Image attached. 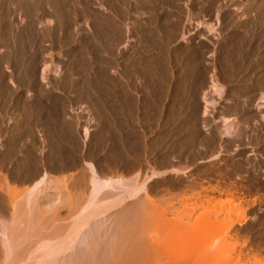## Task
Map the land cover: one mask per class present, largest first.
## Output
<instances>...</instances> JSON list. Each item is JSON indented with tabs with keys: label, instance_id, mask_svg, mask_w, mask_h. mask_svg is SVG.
<instances>
[{
	"label": "rangeland",
	"instance_id": "374dc122",
	"mask_svg": "<svg viewBox=\"0 0 264 264\" xmlns=\"http://www.w3.org/2000/svg\"><path fill=\"white\" fill-rule=\"evenodd\" d=\"M43 1L0 0V179L2 178L3 180V177H7L10 183L16 184L19 188L17 190H20V192L18 191L17 193L16 191L15 195H12L14 196V201L21 200L26 187L34 181V178L29 180L26 177L32 171V167L38 165L41 157L44 161H47L48 171L58 177L61 174L68 175L70 176L69 178L67 176L68 181L72 183L86 170L87 162L93 163L100 172H104V169L108 166H114L119 161L118 158L126 149L141 147L143 138H146L149 143L160 137L162 141L163 139L165 140L163 141L164 143L160 144L156 152V156H158L163 153L169 140L178 138L184 133L182 128L185 122L189 123L187 124L188 130L193 128L192 122L196 118L197 121H200L198 120L199 117L201 122H198V129L202 121H205L206 125L212 124L210 126L207 125L208 128L206 129L202 128V131L200 129V134L206 136L205 134L214 133L215 129L222 125L218 116L236 117L234 113L232 114L226 110L233 106L234 104H231V102L235 101L230 100L231 96L230 94L228 95L234 89L232 85L228 87L225 85L226 93L223 99L216 100L215 98L217 97L215 96L213 100L211 98L212 101L218 104L215 103L210 108L214 112L217 111L215 113L210 111V117L206 116L205 120L203 119L204 117H201V111L196 118L193 117V108V110L191 109L192 112L190 111V114L186 117L176 115L173 117L169 116L172 118L169 119L167 118L168 116L161 117L156 115L157 113L155 112L164 107L163 95L165 96L168 87L165 83V74L161 71H156L151 65V59L154 54L151 44L158 35L154 33L153 24L149 23L151 14L147 0H121V2L119 0ZM252 1L236 0L235 3H232L231 0H218L212 4V10L204 12L202 6L207 4L208 0H181L178 2V8L182 9V12L184 11V19L182 20L185 21L187 13H191L193 18L191 22L185 21L184 33L186 38H182V40L180 38L181 35L178 34L177 41L173 43V47L175 45L178 48L185 45V43L187 44V41H192L201 47L204 45L203 61L209 70L213 69L216 58L222 53L219 49L223 48L224 38L228 36V31H225L226 28H224L226 27L224 25L226 15L231 14L236 9V6H249ZM164 9V11H167V8ZM217 9L223 11L221 13V24L224 26H221L218 22V31L216 30L214 33H207L204 27L197 30V22H204L205 24L217 23L215 11ZM104 41L106 42L105 44ZM220 46L222 47L220 48ZM133 56L139 57L138 60H141L140 64L138 63L136 66V70L131 65ZM44 68H46L45 74L41 73ZM131 69L135 71L132 72ZM219 69H221L220 64H218ZM134 72L138 73L135 74ZM221 74L222 72H219V75ZM220 83L223 84V82ZM203 89L208 91L207 85ZM137 101L139 105H136ZM242 102V100L239 102L241 103L239 105L240 112H246L245 115L256 113L258 125H254L253 121L246 124V127H249L247 129L248 137L246 138H251L253 141L247 143L243 141L239 143L241 145L239 147L253 145V148L245 149L243 154L253 153L254 155L250 157L251 161L254 160L253 164L261 161L264 165V142L262 141L264 124L262 125L261 123L263 122L261 116L264 114V108L259 110L257 100H254L253 104H246L247 106L242 105L244 103ZM200 103L201 109V106H203L202 100ZM134 106L141 107L138 117L137 115L135 117V114H133L134 116L132 115L134 110L130 108L133 107L135 109ZM151 106L153 109H151ZM129 109L132 112H129ZM91 118L93 121L90 120ZM259 118L261 121H259ZM259 124L263 127L259 126ZM256 125L258 126V131ZM213 126L214 129H211ZM84 127H88L91 133L90 140L85 145L82 139ZM177 128L179 133L176 131ZM208 129L211 130L209 131ZM18 130L22 134L24 133L23 135L25 136L19 137L20 133ZM170 130L172 133H170ZM174 131L177 134L173 133ZM254 133H259L263 136L255 135V139ZM104 136H106V139L109 137L108 140H104ZM258 137L261 138L258 139ZM43 139L46 140L45 143H43ZM26 140L28 141L25 142ZM224 140L227 141L228 138H224ZM231 144L228 148L229 151L233 150V146H235L233 143ZM11 149L13 152H11ZM224 152L226 151H221V154ZM205 158L208 159V156ZM216 161L212 160L208 164L217 163L218 161ZM61 164H74V167H68L64 172L60 173V170L55 169L54 166ZM257 173L256 171L253 172V178H255L253 180H257V184L255 183L257 187L251 193V200L255 201L256 199V205L250 207L249 203L251 202L252 204L254 201H247L248 205L246 204L245 206L246 201L244 198L246 197L238 200L242 203L245 201L244 204L241 203L244 208L249 206L246 208V218L248 219H246L244 225H234L229 232V234H235L234 236L238 237L240 240L239 246L234 249L231 242L226 241L220 243L221 245L218 247L220 253L224 254V257L226 256L224 261L222 259L218 260L219 258L200 260L183 246L184 242L191 239L192 236H196L198 240L200 238L199 241L202 242L200 244L204 243V245L210 246L216 237L220 236L222 232L225 233L226 226L230 223V220L228 221L229 218H225L227 217L225 216L226 214L222 213L218 223L212 222V218L207 225L206 220H203V224L206 222L204 229L202 228L201 231L197 230L196 232L195 230H190V232L187 228L175 227L170 221L176 211L182 210L187 202H194V198H191V201H189L190 199L182 198L183 200H181L180 198V200L171 203L170 196L158 194L159 197L157 195L155 202L161 207L160 210L162 208L166 209L165 214L161 217L157 213L159 209L154 208L155 206L150 207L149 214L151 217L148 215L150 218L145 219L149 221L141 224L138 230L139 234L137 232L131 247L128 248L130 250L127 249L131 255L129 254L128 256V253L124 252L122 260L126 257L125 262L120 261L119 259L121 258L119 257V261H116V258L111 260L110 257V261L108 260L109 264H118L119 262H122L121 264H240V261L246 264L247 261H253V257L257 254L258 257L264 259V168ZM2 180H0V183H2ZM153 183L150 182L149 186ZM74 193H81L83 196L87 193V189L83 191L80 188L76 190L71 188V194L75 195ZM0 194H2L1 189ZM211 196L213 197L214 195L212 194ZM206 197H201L202 199L195 202L200 203ZM219 198L220 196L215 197V199ZM225 198L226 196H222V199ZM161 199H164V202L161 203ZM79 205H82V203H79ZM77 206L75 208L76 212L80 210L79 206V209ZM230 207L234 210L232 206L227 205L223 208L224 213H227L226 211ZM201 210L196 209L193 213L189 211L191 213L190 218L192 217L191 219H193L194 215H199ZM73 211L70 213L69 210L63 208L53 223L54 225L51 224V227L54 228L57 225L61 224L63 226L65 224V226H69V229L73 216L75 217L74 214H77ZM113 213H115V210L107 212V214ZM98 216L101 217V215ZM190 218L188 217L187 219ZM168 221L174 227L167 224ZM139 241L140 243H138ZM30 263V260L24 259L20 264ZM0 264H3L2 259H0Z\"/></svg>",
	"mask_w": 264,
	"mask_h": 264
},
{
	"label": "bare ground",
	"instance_id": "6f19581e",
	"mask_svg": "<svg viewBox=\"0 0 264 264\" xmlns=\"http://www.w3.org/2000/svg\"><path fill=\"white\" fill-rule=\"evenodd\" d=\"M119 1L121 2V0ZM147 1L148 7H150L149 12L151 14V20L149 23L153 24V26H151L154 27V33L158 35V37L154 39L152 38L153 43L151 45L154 54L152 58L153 60L151 59V65L156 71H161L165 74V83L168 87V91L166 93L164 92L165 96L163 95L164 107L160 110H157L155 112L157 113L156 115L161 117L168 116L167 118L169 119H172L169 116L173 117L176 115L186 117L188 114H190V111L193 108V117L196 118L201 111V117H204L203 119L205 120V117L210 115V111L214 112L213 110H211L212 106L216 103L212 101L213 97H217L215 98L216 100L223 99L226 93L225 85H227V87L232 85L234 89L232 93L229 92L228 95L230 94L231 96L230 100H235L231 102V104L234 105L230 108L225 109L232 114L234 113L236 117L230 118L225 117L224 115L218 116L222 125H219V128L216 127V131L213 130L215 131L214 133L209 132L205 134L206 136H202V134H200V129L202 131V128H208V124L206 125V122L202 121V123L200 124L201 128L199 127L198 129V125L201 122L200 117L198 119L200 121H197L196 118L192 122L193 128H191V130H188L187 124L189 123L183 121L185 123L183 128L181 127L182 129H184V133L181 134L182 136L180 135V137L178 136V138L169 140V143L165 147L166 149L164 148L163 153L159 154L158 156H156V152L159 149L160 144L165 140L163 139L162 141L160 137L149 143L146 138H143V145L141 144V147H133L134 149H126V151L123 150L124 153L119 150L120 153H122L120 157L116 156L120 158H118L119 161L116 162L114 166H108L106 169H104V172H100L97 169L96 165H94L93 163L87 162L86 170L83 171L80 177L78 176L79 178H75L76 180L72 183H69L68 181V178L70 176L61 174L58 177L48 171V166H46L47 161H44L41 157L38 165L32 167V171H30V174L26 177V179L29 180H32V178H34V181H32L31 184L26 187V191L22 197L23 199L21 198V200L19 201H14V196H12L14 193H16V191L17 193L18 191L20 192V190H17L19 189L17 185L10 183L7 177H3V180L1 178L0 180H2V183H0V189L2 191V194H0V259H2L3 264H20L24 259H27L28 261L30 260L32 264H107L108 260L110 261V257L111 260H115L116 258V261L119 257L121 258L119 259L121 261L122 256L124 257V252L128 253V256L129 254L131 255L130 251H128L130 249L128 248L131 247L137 232L139 234L138 230L141 224H145V222L149 221L145 220L151 217V215L149 214V208L155 206L154 208L159 209L157 213L161 217L165 214L166 209L162 208L160 210L161 207L158 206L155 202V198H157L158 194H163L161 196H165L166 194H168V196H170L169 198L171 203L176 200H180V198L181 200H183L184 198H186V200L190 199L189 201H191V198H194V202L186 203L185 201L186 204L183 206V209L176 211L173 219L171 221L169 220L170 223L172 222L171 224H174V226L177 228L180 226L182 228L184 227L189 229V231L195 230L196 232L197 230L201 231L206 222V224L208 225V221H211L212 218L214 220H212V222L218 223L220 221L219 217L222 215V213L226 214L225 216L227 217L225 218H229L228 221L230 220V223H228V226H226L225 233L222 232L220 236L216 237L212 241L210 246L204 245V243L200 244L202 242H200V238L198 240L196 236H192V238L190 237L191 239L186 240V242L183 241V247H186L190 253H193L194 257H197L200 260L219 258L218 260L222 259L224 261V259H226V256L224 257V254L220 253L218 249V247H220L221 245L220 243L230 241L234 249L239 246L240 240L238 239V237L234 236L235 234H229L230 229L236 224L244 225L246 223V219H248L246 218V208L256 205V199L254 201L250 200L251 198H248L249 200H245L246 203L245 201H243L245 203V206L246 204L248 205L247 201H254V203L252 204L250 202L249 206L245 208L242 205L244 203L238 201L240 199L242 200L243 198L241 197L242 195H240V192L243 191V189H241V184L245 185L251 183L253 187L251 190L256 189L257 186H255V183L257 180L254 181L255 178H253V172L256 171L257 173L264 168H262V166L264 165L260 160H257L260 162H255L256 164H253L254 160L251 161L246 156V154H243L245 153V147H239L241 146L239 143L243 142L244 139L248 137L247 129H249V127H246V124L251 121H253L254 125L257 124L255 116L257 115L256 113L253 115L248 114V116L245 115L246 112H240V100L244 102H242V105L244 106L246 104H251L254 100H257V106H259V110L260 108H264V0H255V2L253 0L252 2L254 3L251 2L249 6H236V9H234L231 14L226 15L225 23H223L226 26L224 27L226 28L225 31H228V36L224 38V44L222 45L223 48L219 49L222 53L218 51V53H220L221 55L216 58L214 68L210 70L208 66L206 67L203 61V44V46L201 47L198 46V44H194L192 41H187V44L185 43V45H182L178 48L175 47V45L173 47V43L177 41L178 34L181 35V39L186 38L184 33V24L186 23L185 21L191 22L193 18L191 13H187L185 21L182 20L184 19V11L182 12V9L178 8V2H180L181 0ZM216 1L218 0H208V3L202 6V10L204 12L212 10V4L216 3ZM231 2L235 3L236 0H231ZM164 8H167V11H164ZM215 11L217 21V23L215 22L216 24H213V22L210 24L197 22L196 29L198 30L199 28L204 27L207 30V33H214L217 30L218 22L222 26L223 24H221V13L223 11H220V9H217ZM109 35L110 34L108 32V36ZM118 38L120 39V37ZM105 43L106 42L104 41V44ZM222 46H220V48ZM141 58L143 59V57ZM138 59L139 57L136 58L135 56H133L131 59V65L135 70L138 63L140 64L141 62V60ZM218 64H220L221 67V69L219 70ZM134 69H131V71H135ZM45 70L46 68H44L41 73L45 74ZM219 72H222V74L219 75ZM220 82H223V84H221ZM206 85L208 91H205L203 89L204 87H206ZM200 99L203 103L201 109L199 106V104H201ZM138 101L136 102V105H139ZM153 107L151 109H153ZM130 109L134 111L132 112ZM130 109V111H128L132 112V115L135 114V117L136 115L138 117V113L140 112L141 107L138 108L136 106L135 109L133 107ZM90 120H92V118ZM261 120L264 122V114L261 116ZM261 120L259 118V121ZM209 121L211 120L209 119ZM263 122H261L262 125L264 124ZM260 124L259 126H262ZM251 125L254 127L253 124ZM257 125L256 129L258 127ZM178 128L176 131L179 133ZM211 129H214V126L213 128L211 127ZM19 130V137L25 136L23 135L24 133L22 134ZM171 130L170 133H172ZM173 133L177 134L175 131ZM90 135V129L88 127H84L82 134L84 145L90 140ZM253 135L254 137L255 135L263 136L259 133H254ZM108 138L106 139V136H104V140H108ZM224 138H228V140L226 141L224 140ZM259 138L261 137H258V139ZM27 141L28 140H26L25 142ZM45 141L46 140L43 139V143H45ZM262 141L264 142V137ZM231 143H233L235 146H233V150L229 151L228 148L230 147ZM130 150L132 151L130 152ZM221 151H226V153H229L230 155L226 154V156H230L228 158L232 160V162H234L233 165H231L230 163L231 166H228L231 167L228 168L231 170H228L227 174H230L231 177H234L236 179L237 185L235 184L236 186H231L229 187V189H226L228 190L227 192L223 193L219 191V199H215V197L211 196L212 194L214 195L215 192L213 193L212 190L209 191L212 193H208V191L202 192L203 190H206V188L202 186V188L204 189H200L196 185H192V181V183L188 186H181V184L183 183H180L178 180L174 181L178 178H175L173 180L174 182L172 181L173 184L170 183V179L174 177H183L184 175H187V171L189 172V168L191 167V165H194L197 160L202 161V159L207 156L208 159H210V162L212 160H217L218 162L216 161L217 163L212 162L211 164H206L211 165V167H214L212 166V164L215 166L219 165L220 161H225V159L227 158H223L224 156L221 157ZM11 152H13L12 149ZM208 159L205 158L203 159V161H208ZM195 165L192 167H195ZM68 167H74V164H61L59 166H54L55 169L60 170V173L64 172L65 169H68ZM213 169H216V167H214ZM218 170L223 172V168L221 167ZM226 170L227 169H225V171ZM203 172H207L206 169ZM196 173L198 174V172ZM216 175L218 176V173ZM191 179L187 180L189 181ZM150 182L154 183L149 186ZM169 183L172 184L173 188H170L169 190H162L163 187H168ZM71 188L75 190L77 188H80V190L83 191L84 189H87V193H83V196L81 195V193H74L75 195H73L71 194ZM159 188H161V190H159ZM172 189L174 190L173 192L171 191ZM199 189L201 191H198ZM161 196L160 198H162ZM204 196H207L205 200L201 201L200 203L195 202L196 200L198 201L199 199H202ZM222 196H226V198L222 199ZM160 201L162 203L164 202V199H161ZM74 203H77L80 208V210L77 212L75 211L77 204ZM79 203H82V205H79ZM73 205H75L74 209ZM227 205L232 206L234 210L230 207V209L226 211L227 213H224L223 208H225V206ZM8 206H10V208H8ZM63 208L69 210L70 213L73 210L75 211V213H77H73L75 217L73 216L72 224L70 223V228L68 229L69 226L67 227L65 226V224L63 226L61 224V226H58L56 224L57 226H55L57 228H52L51 224L56 221L59 212ZM196 209L202 210L199 215H194L195 217L191 219V213H193V211H195ZM110 210H115V213L107 214V212ZM99 211L101 212L99 213ZM189 211H191V213ZM98 215H101V217ZM148 215H150V217ZM188 217L190 219H187ZM93 218L95 219L92 220ZM203 220H206L204 224ZM260 220L262 221V219ZM169 221L167 224H169ZM138 243H140V241ZM257 255L253 257V261H247L246 264H264V259H261ZM121 263L119 262L118 264ZM241 263L242 262L240 261V264Z\"/></svg>",
	"mask_w": 264,
	"mask_h": 264
},
{
	"label": "flooded vegetation",
	"instance_id": "af4514ba",
	"mask_svg": "<svg viewBox=\"0 0 264 264\" xmlns=\"http://www.w3.org/2000/svg\"><path fill=\"white\" fill-rule=\"evenodd\" d=\"M252 141V139L251 138H245L244 139V141L246 142H249V141ZM250 141V142H251ZM247 148H253V146L252 145H249V146H245V148L244 149H247ZM225 154V155H224ZM226 154H228V155H230L229 153H226V152H224L223 154H221V157H223V158H226L225 159V161L224 160H222V162L220 161L219 162V165H213L212 164V166H214V167H216V169H213L214 167H211V165H206V163H209L210 162V159H208V161L207 160H197L195 163H194V165H195V167H192V166H194V165H191V167L189 168L190 170H189V172L187 171V175H184L183 177H174V178H172V179H170L171 180V182L170 183H172L173 184V182L174 181H176V180H178L180 183H183V184H181V186H184V185H186V186H188V185H190L192 182H193V184L192 185H196L198 188H202V186L204 187V188H206V190H203L202 192H204V191H208V193H214V196L213 197H217L220 193H219V191L220 192H227L228 190H226V189H229V187H234V186H236L237 184H236V179L234 178V177H231L230 176V174H227L228 172V170H231V169H228V168H231V167H228V166H231V165H233L234 164V162H232V160H230L228 157H230V156H226ZM254 154L253 153H247L246 154V156L250 159V157H252ZM222 158V159H223ZM229 159V160H228ZM230 161V162H229ZM202 162V163H201ZM229 162V163H228ZM198 163V164H197ZM230 163H231V165H230ZM224 164V165H223ZM228 164V165H227ZM207 167H206V166ZM203 166V167H202ZM224 166H226V167H224ZM201 167V168H200ZM223 168V172H221L220 170H218L219 168ZM200 168V169H199ZM203 168H205L206 169V171L207 172H203V171H205V169H203ZM210 168H212V169H210ZM203 171H202V170ZM208 169H210V170H208ZM225 169H227L226 171H225ZM192 170H194V171H192ZM201 173H200V172ZM220 171V172H219ZM225 171V172H224ZM192 172V173H191ZM196 172H198V174L196 173ZM203 172V173H202ZM218 173V176L216 175L217 173ZM194 173H196V174H194ZM200 174V175H199ZM201 175H202V177H201ZM220 175V176H219ZM222 177H224V178H222ZM175 178H178V179H175ZM191 179V180H187V179ZM220 178H222V179H220ZM232 178H233V181H232ZM175 179V180H174ZM181 179V180H180ZM183 179V180H182ZM184 179H186V180H184ZM235 179V180H234ZM174 180V181H173ZM219 180H221V181H219ZM173 181V182H172ZM181 181H183V182H181ZM192 181V182H191ZM187 184H186V183ZM221 182V183H220ZM234 182V183H233ZM168 184L169 186L168 187H163L162 188V190H169L170 188H173L172 187V184ZM203 184V185H202ZM236 184V185H235ZM228 185H230V186H228ZM164 188H167V189H164ZM204 188H202V189H204ZM211 188V189H210ZM253 187H252V185H251V183H249V184H245V185H242L241 184V189H243V191H241L240 192V195H243L242 197H246V199H244V200H249L250 198H251V193H252V189ZM198 190V191H201V190ZM233 189V188H232ZM159 190H161V188H159ZM212 190V192H209V191H211ZM222 190V191H221ZM172 192L174 191L173 189L171 190ZM251 191V192H250ZM222 193V194H223ZM161 195H163V194H161ZM166 195H168V194H166ZM250 196V197H249ZM219 197V196H218ZM249 198V199H248ZM251 200V199H250Z\"/></svg>",
	"mask_w": 264,
	"mask_h": 264
}]
</instances>
